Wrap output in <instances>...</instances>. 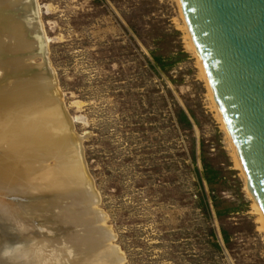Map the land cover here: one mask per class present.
Masks as SVG:
<instances>
[{
    "label": "rangeland",
    "instance_id": "obj_1",
    "mask_svg": "<svg viewBox=\"0 0 264 264\" xmlns=\"http://www.w3.org/2000/svg\"><path fill=\"white\" fill-rule=\"evenodd\" d=\"M38 4L63 103L125 264H264L255 203L187 49L178 0ZM180 109L191 130L179 125ZM202 158L220 173L214 193L200 183ZM213 195L234 213L217 218Z\"/></svg>",
    "mask_w": 264,
    "mask_h": 264
},
{
    "label": "water",
    "instance_id": "obj_2",
    "mask_svg": "<svg viewBox=\"0 0 264 264\" xmlns=\"http://www.w3.org/2000/svg\"><path fill=\"white\" fill-rule=\"evenodd\" d=\"M12 1L0 0V18H13L10 24L16 25L0 44L24 46L15 54H0V60L16 56L24 63L22 77L49 79L61 95V109L70 117L48 57L38 0ZM180 3L251 194L264 214V0ZM36 59L41 61L38 65ZM0 74L5 73L1 70ZM77 153L86 171L83 186L65 169L62 173V166L54 160L12 188L0 181L2 264H125L108 218L99 209L101 197L88 170L83 140ZM47 172L52 187L43 191L39 184ZM24 185L32 194L22 191Z\"/></svg>",
    "mask_w": 264,
    "mask_h": 264
},
{
    "label": "bare ground",
    "instance_id": "obj_3",
    "mask_svg": "<svg viewBox=\"0 0 264 264\" xmlns=\"http://www.w3.org/2000/svg\"><path fill=\"white\" fill-rule=\"evenodd\" d=\"M2 1L13 2L12 0ZM178 3L184 22L183 31L186 35L187 49L197 58L201 75L208 86L213 108L227 134L233 151L235 168L241 171L247 181L241 159L198 55L180 0ZM11 19L4 16L0 18L2 26L0 28V42L4 41L7 32L16 26H13V23L10 24ZM0 46V54L9 53V51L15 54L14 51L24 44H0ZM4 48L7 50L4 51ZM23 68L24 63L16 56L6 59L4 62L0 60V71L3 70L5 73L2 74L3 76L0 74V78L2 76L0 79L2 80L0 81V181H5L12 188L13 184L14 186L15 183L20 184L19 181L25 176L44 169L49 165L50 160H54L62 166V173L65 169L74 180L79 182L80 186H83L84 183L81 181L84 182L86 171L78 158V143L72 126L73 118L66 116L61 109L59 104L61 100L59 95H56L59 92L54 90L52 82L49 79L47 82L48 80L46 81L43 77H22ZM81 140L83 139L80 138L79 141ZM45 174V179L42 178V183L39 184L43 191L52 187L53 181L48 172ZM56 185L63 186L60 183ZM17 189L19 190L16 188L12 191H18ZM22 191L32 194L30 187L26 185L23 186ZM247 191L255 203L253 208L259 216L260 231L264 232V214L252 196L248 182ZM0 264L2 263L0 262Z\"/></svg>",
    "mask_w": 264,
    "mask_h": 264
},
{
    "label": "trees",
    "instance_id": "obj_4",
    "mask_svg": "<svg viewBox=\"0 0 264 264\" xmlns=\"http://www.w3.org/2000/svg\"><path fill=\"white\" fill-rule=\"evenodd\" d=\"M153 55V59L156 62L157 65H159L161 67V69L163 71H166V62L164 60V58L157 56L155 54V52H152ZM178 123L179 125L187 130H191L193 128V124H192V117H190L184 110L180 109L178 111ZM202 162V166H203V172L200 173L197 169V173H199V175L201 176L200 179V183L203 185V183H205L209 188H210V192L214 193V186L217 185L219 178H220V173L213 169L208 163L207 161L202 158L201 159ZM211 201L213 204V208L215 210L216 216L219 219H222L226 216L231 215L232 213H234L233 209L230 208H221L222 202H220L218 200V198L216 196H212L211 197ZM202 203H204V206L206 207V209H208V203L206 202V197L203 196L202 198ZM223 234V239L225 242V245H229L230 243V237L229 234L223 230L222 231ZM212 235L215 237L214 232L212 233Z\"/></svg>",
    "mask_w": 264,
    "mask_h": 264
}]
</instances>
